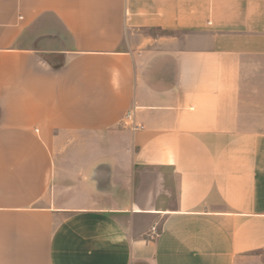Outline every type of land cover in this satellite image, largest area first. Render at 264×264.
Wrapping results in <instances>:
<instances>
[{
	"label": "crops",
	"instance_id": "crops-1",
	"mask_svg": "<svg viewBox=\"0 0 264 264\" xmlns=\"http://www.w3.org/2000/svg\"><path fill=\"white\" fill-rule=\"evenodd\" d=\"M0 264H264V0H0Z\"/></svg>",
	"mask_w": 264,
	"mask_h": 264
},
{
	"label": "rangeland",
	"instance_id": "rangeland-1",
	"mask_svg": "<svg viewBox=\"0 0 264 264\" xmlns=\"http://www.w3.org/2000/svg\"><path fill=\"white\" fill-rule=\"evenodd\" d=\"M48 30H51V29H48ZM47 33H50L51 31H45ZM45 34V33H44ZM51 36V35H49ZM131 116L132 118H129L130 115L128 114L121 122V125L124 126V127H132L133 126V119H134V110L131 111Z\"/></svg>",
	"mask_w": 264,
	"mask_h": 264
},
{
	"label": "built area",
	"instance_id": "built-area-1",
	"mask_svg": "<svg viewBox=\"0 0 264 264\" xmlns=\"http://www.w3.org/2000/svg\"><path fill=\"white\" fill-rule=\"evenodd\" d=\"M128 114L130 115V117H129V118H132V116H131V112H129ZM128 114H127V115H128ZM127 115H126V116H127Z\"/></svg>",
	"mask_w": 264,
	"mask_h": 264
}]
</instances>
